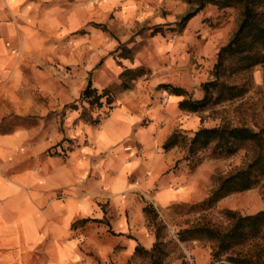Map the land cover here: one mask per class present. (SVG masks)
I'll use <instances>...</instances> for the list:
<instances>
[{
    "label": "crops",
    "instance_id": "0c3cea01",
    "mask_svg": "<svg viewBox=\"0 0 264 264\" xmlns=\"http://www.w3.org/2000/svg\"><path fill=\"white\" fill-rule=\"evenodd\" d=\"M89 10L88 0H0V264H99L111 239L131 252L155 242L142 193L158 207L202 198L199 172L171 169L179 154L164 149L196 125L184 96L165 104L166 91L136 88L98 124L81 109L55 112L81 97V80L56 87L50 70L81 61L65 56L64 38Z\"/></svg>",
    "mask_w": 264,
    "mask_h": 264
},
{
    "label": "rangeland",
    "instance_id": "374dc122",
    "mask_svg": "<svg viewBox=\"0 0 264 264\" xmlns=\"http://www.w3.org/2000/svg\"><path fill=\"white\" fill-rule=\"evenodd\" d=\"M88 4L93 5V14L90 10L87 16L80 12L79 28L64 38L66 45L70 46L64 53L65 56L72 58L79 54L81 61H52L50 72L57 77H53L55 86L61 87L67 83L69 88L75 81L79 83L81 80L78 86H81L82 93L89 79H92L94 86L99 89L120 83L124 66L135 68L142 65L149 70L148 74L137 79L131 88L118 93L111 105L105 104L100 109L93 108V111L100 112L97 115L99 117L108 115L123 94L140 87L166 91V95L162 96L163 102L165 97L168 101V94L172 95L170 87L184 89L186 98H203V84L214 79L213 70L218 51L233 36L240 19L236 8L219 9L212 3L203 6L202 0H88ZM81 6L83 5L80 4ZM193 11L197 13L192 16L186 28L179 31L178 23ZM156 25L164 26L165 33L153 35L152 31ZM72 44H76L75 49L71 47ZM123 46L129 49L127 52L133 55V59L120 56ZM258 70L263 71L264 75V62L253 67L250 72L230 78V81L240 84L247 82L249 91L245 95L210 104L201 111H186V119L194 118L196 125L191 130L177 128L174 132H178L180 136L176 146L169 150L179 154V158L171 169L184 167L191 173L199 172L202 181L198 188L202 198L193 202L178 201L168 207H158L150 195L141 194L144 205L150 203L158 212L154 222L149 221L146 216V226L155 236V242L160 229V241L165 251L162 264H181L184 259L190 264H213L212 243L204 239L181 241L178 239L180 229L196 223L226 228L230 224L227 216L230 209L242 215L264 210V177L256 186L232 192L218 200L211 208L202 209L197 205L212 194L220 178L247 167L255 153L252 146L246 144L229 156L215 155L213 147L194 155L189 153L190 140L201 127L231 124L249 125L256 130L263 128L264 79L261 84L256 83L255 75ZM72 109L74 108L66 109L68 113L64 116V110L55 112L65 117L73 111ZM108 243L112 245L114 252L108 260L99 261V264L149 263L146 255L136 253L135 249L131 252L129 247L120 241L111 239ZM138 243L146 247L140 241ZM152 246L146 248L151 249ZM233 253L250 255L259 264H264V239H249Z\"/></svg>",
    "mask_w": 264,
    "mask_h": 264
},
{
    "label": "trees",
    "instance_id": "16d2710c",
    "mask_svg": "<svg viewBox=\"0 0 264 264\" xmlns=\"http://www.w3.org/2000/svg\"><path fill=\"white\" fill-rule=\"evenodd\" d=\"M203 6L207 3L216 5L219 9L234 7L238 10L239 24L233 36L218 51V59L214 66V79L203 84L205 95L201 99L186 98V91L179 87H170L172 94L184 96L179 101V107L188 112H197L206 109L210 104L221 103L245 95L249 91L247 82L242 84L230 81L231 77L250 72L253 67L264 62V0H202ZM197 12L187 14L179 24V31H183ZM165 33L164 26L156 25L152 34ZM127 47L122 48L120 56L133 59L128 54ZM144 66L131 68L124 66L120 83H113L99 89L89 79L82 90L81 97L74 103L68 104L65 109H81L80 118L85 122L98 124L99 116L93 115V108H102L111 105L117 94L131 88L141 76L148 74ZM80 104H79V103ZM179 133H173L164 144L166 150L178 143ZM189 144V153L197 154L199 151L213 147L217 156H229L249 144L254 148L252 161L245 168L238 169L228 176L220 178L218 186L204 201L197 203L202 209L213 207L221 198L232 192L247 190L259 184L264 177V126L256 130L249 125L221 124L211 127L199 128ZM149 221H155L158 212L150 204L143 206ZM230 224L226 228L206 223H196L181 228L178 239L190 241L204 239L213 245V264H259L252 256L233 253L234 250L247 243L249 239L261 237L264 239V210L257 213L242 215L235 210L227 211ZM159 229V228H158ZM135 252L146 255L148 264H162L165 251L160 241V229L157 232V241L149 249L136 244ZM181 264H190L183 260Z\"/></svg>",
    "mask_w": 264,
    "mask_h": 264
},
{
    "label": "built area",
    "instance_id": "2783aa9c",
    "mask_svg": "<svg viewBox=\"0 0 264 264\" xmlns=\"http://www.w3.org/2000/svg\"><path fill=\"white\" fill-rule=\"evenodd\" d=\"M166 101H167V98L165 97V98H164V102H166Z\"/></svg>",
    "mask_w": 264,
    "mask_h": 264
}]
</instances>
